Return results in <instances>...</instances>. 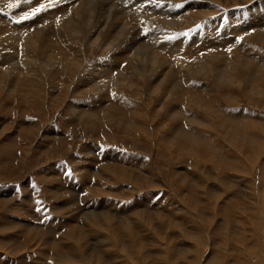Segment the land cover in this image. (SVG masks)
Instances as JSON below:
<instances>
[{
  "label": "rangeland",
  "instance_id": "obj_1",
  "mask_svg": "<svg viewBox=\"0 0 264 264\" xmlns=\"http://www.w3.org/2000/svg\"><path fill=\"white\" fill-rule=\"evenodd\" d=\"M37 1L51 6L49 0H29ZM233 1L158 0V8L167 6L168 16L177 21L151 27L149 17L146 27L161 31L163 53L174 50L178 61L188 59L187 51L197 59H219L211 73H197L195 65L180 61L191 70L187 87L200 91L193 103V93H184L181 73L173 82L154 72L140 87L115 88L112 82L103 87L99 75L115 76L126 64L114 67L120 62L118 49L88 54L74 43L89 57L70 75L61 62L49 66L38 54V61L21 65L34 68L29 80L26 73L5 71L0 82V264H89L96 259L144 264L142 250L153 264H164L163 256L174 264H264V63L255 67L264 61V44L256 37L264 26L244 28L249 26L245 19H252L250 7L262 12L264 0ZM62 8L64 13L57 11L52 20L69 15V6ZM31 9L24 12L31 14ZM211 33L225 47L216 41L204 45L201 39L211 40ZM249 58L250 64L242 66L240 61ZM226 64L229 69L236 65L237 79L216 77L218 66L227 69ZM176 65L170 69L187 71ZM254 68L261 72L252 74ZM90 72L92 87L85 84ZM11 77L20 79L14 90ZM109 98L119 99L122 108L106 107ZM177 105L181 113H171Z\"/></svg>",
  "mask_w": 264,
  "mask_h": 264
},
{
  "label": "bare ground",
  "instance_id": "obj_2",
  "mask_svg": "<svg viewBox=\"0 0 264 264\" xmlns=\"http://www.w3.org/2000/svg\"><path fill=\"white\" fill-rule=\"evenodd\" d=\"M22 1L23 2H29V0L28 1H26V0H0V36H1V34L4 33L5 35H3V38H4V36H5V38L2 39V42L6 41V42H4L5 44L4 43L2 44V47L0 46V49L2 50V57L0 59L3 62L2 65H0V66L1 67L5 66V67H3V70L0 68V82L4 81L3 79L5 77V71L9 72L8 73L9 75L11 74L10 72H13V73L18 72L19 74H20V72L21 73L23 72V74L24 73H26V74L29 73L30 74L31 68H33V67H29V68L25 67L24 70H23V69H21V65L22 66H28V65L33 64V62L38 61L39 57L36 59L37 54L39 56L45 55V60L48 63L52 62V64L56 65L57 63L61 62L62 65L65 66V71L68 72L69 75H70L71 73H75L74 70H72V67H73V69H76V70L84 67L85 56H87V58H88L89 57L88 54H89V52H91V50L97 49V50H99L100 52L103 53L104 51L118 49L121 52H119V55H117L116 58H118V60L120 62H119V64L117 66H114L113 64L112 65L117 68L118 66H120V64H123L122 62H126V64H125V66L123 68L121 67L122 69L119 70L118 73H116L117 75H115V76L112 75L114 77H112L111 75L110 76L99 75V77L104 81L103 87L104 86H106V87L108 86L109 87V82L114 83L115 88H117L120 85L125 86L127 84L129 85V87H133V86L135 88L136 87H140L141 86L140 85L141 84L140 83L141 80L143 82V80L145 78L151 77L154 72H160L159 75L161 77H164L165 75L169 76V78H171L172 82H173L174 81V76H180V73H181L182 78L180 79V82L184 83V84H182V88L184 89L185 92L183 90H181V88H180V90L183 91L184 93H186V92L188 93L189 91L192 92L193 96L191 95V101H189V102H192L193 101L192 99H194V98L196 100L198 99V97H196V95H195L198 92V90H197V92H195L196 90L194 91V89H190L186 85L187 76H188V74L191 73V70L187 66H192L193 67V65H195L193 67V69L197 70V73H198V70H200V69L211 73L212 71L213 72L215 71V67H216L215 66V62L217 60H219L217 57H215L216 55L208 57V58H206V60H205V58L204 59H197V56H195L192 53L189 54V53H187L188 52L187 51V52H184V56L187 57L189 60L191 59V62L192 61L193 62L188 64V59L186 60L185 58H182V59H185L187 61V62L186 61L184 62L187 65L186 66L184 63H180V61L182 59L180 61H178V59L175 57L176 56L175 53L173 52L174 50L169 51V52L167 50L168 53H166V52L163 53L166 50V49L164 50L165 47H162V49H161V50H164V51L160 50L161 46L159 47V42H161V40H162L161 35H160L161 31L159 32L157 30L152 29L151 28L152 27V23H154V22L156 23L157 21H159L160 23H162V26H164V25H172L177 20L175 19V17H169L168 16L169 13H170V9L167 6L164 7V8H158V6H157L159 4L158 0H59V4L56 5V6L52 5L55 0H49L48 2L51 3V6L50 7H45L44 10L40 11V13H37L36 14L37 15L36 19H23V17L27 14V13L24 12V10L29 8V7H32V9H31V12H32L36 8H39L40 5L44 4V3L41 2V1L34 2L33 4H32V2L24 3V4H20L19 7L15 9L14 7L18 3L22 2ZM226 1L228 2V0H226ZM240 1L241 0H234L233 4L237 5V4L240 3ZM242 1H249V0H242ZM63 5H68L69 6V9L71 10L69 15L67 17H64V18L62 17L61 21H59V22L55 21V20H52L53 19V18H51L52 15H55V16L59 15V12H57V11H60V12L64 13V10L62 8ZM169 7H171V6H169ZM193 7H194V5H191L190 9H192ZM250 8H251V11H249V12L252 15V19H249V18L245 19L246 22L249 24V26L246 25V26H248L247 28L244 27L245 30L251 29V28L253 30H257L258 27H259L258 29H262V28H260V26H264V11L262 10L263 13L260 12V8L255 6V5L251 6ZM17 11H19V12L18 13H14V12H17ZM177 12H171V13L174 14V13H177ZM203 13L204 12H202L200 14L204 15ZM152 16H153V20L151 22V27H146L147 25L148 26L150 25L149 17H152ZM43 17H45L46 19H44ZM44 20H48V21L44 22ZM235 23H236V21H235ZM40 24H43V27L39 26ZM244 28H241V31H242V29L244 30ZM151 29H152V31H151ZM223 33H224V36H225V32L224 31L222 32V34ZM257 33H259V32H257ZM6 34H8V35H6ZM144 34H146V36H144ZM211 34H212L211 35V37H212L211 40H207L206 38L205 39H203V38L201 39L200 37H198L199 38L198 40L201 39L203 41L204 45L206 43H209L211 45L213 41H216L218 46L223 44V41H218L217 38L214 37L213 33H211ZM253 35H254V33H253ZM256 35H257L256 37L258 38V40L261 43L264 44V33L256 34ZM8 38H9V40H11L10 42H7ZM222 38H220V39H222ZM74 43H79L81 45V48L83 46L84 49L82 48V50L83 51H87L88 50V54L87 53L84 54L82 52L84 54L83 55L80 51H76V49L73 48V44ZM203 43L201 42V46H203ZM231 45H232V43H231ZM184 46L186 47V46H190V45H188V43L186 42L184 44ZM222 46L225 47V44H223ZM243 47H241V45H240V48L242 49V51H244ZM208 48H210V47H208ZM222 49H224V48L222 47ZM238 49H239V47H238ZM246 51H248V50L246 49ZM121 53H126L127 55L125 54V56H124V54L122 55ZM185 53H187V54H185ZM241 54H242V52H241ZM181 55H183V54H181ZM233 55L236 56L235 54H233ZM166 56L167 57L169 56V57L166 58ZM227 56L228 55L226 54L225 57H227ZM199 57H200V55H199ZM202 57H203V53H202ZM226 60H229V59H226ZM237 60H238V58H237ZM41 61H43V59L40 60V62ZM242 61H243V63H242ZM240 62L242 64V66H243L246 63L250 64L251 59L249 58V59L241 60ZM43 63H45V61ZM110 63H112V62H110ZM261 63H264V61L260 62V63H255V67L259 69L261 67ZM50 64L51 63H49V66H50ZM102 64L106 65V63H102ZM166 64H167V67H168L167 69H166V66H165ZM171 64L181 65L182 68L187 69V71L184 72L183 70H181L179 72L178 70L177 71L173 70L175 67L173 69H170L171 68ZM228 64H229V62H228ZM43 65H41V66H43ZM109 65H111V64H109ZM178 65H176V66H178ZM107 66H108V64H107ZM235 66H236L235 64H234L233 67H231V65H230V67H231L230 69H229V67H227V64H226L227 69H225L224 66H223L222 69H220V66H218L219 70L218 71L216 70L217 76L215 75L216 73L214 75L217 78H219V80H222V81H223V79L226 76H232L231 78L233 80H235V79H237V74H236V72H237L236 70L237 69L235 68ZM55 67H58V66H55ZM108 67H110V66H108ZM47 69H43V70H47ZM164 69H165V71H164ZM241 69H243V67H241ZM33 70H34V68L32 69V72H33ZM252 70H250V72ZM41 71H39V72H41ZM34 72H33V74H34ZM42 72L44 73V71H42ZM256 72H257V69H255L252 74L255 75ZM258 72H261V70L260 71L258 70ZM57 73H59V71L56 72V74ZM92 73L93 72L88 73L90 75L88 76V80L85 83V84H88V86H91V87L94 86V81H95V79L93 80L94 76L92 75ZM100 73L104 74L105 73V69L100 70ZM29 74L24 76L25 79H28ZM54 75H55V73H54ZM14 76H15V74H14ZM251 76L249 77L250 79L254 78L253 76L252 77ZM17 78H18V76H17ZM17 78L16 77H11V80L9 82V83L12 84V86L9 87V88H11V90H14V88H13L14 84L17 82V80H20V79H17ZM30 78H32V76ZM67 78H68V75H67ZM69 78H70V76H69ZM239 79L240 78L238 77V80ZM255 80H256V78H255ZM30 81H31V79H30ZM157 81L160 82L159 80H157ZM250 81H252V80H250ZM257 81H259V80H257ZM153 82H152V84L154 85ZM62 83H63V81H62ZM79 83H76V84L80 85ZM221 84H223V83H221ZM221 84H219V85H221ZM249 85L253 86V84H249ZM98 86H96V87L98 88ZM49 87H51V86H49ZM155 87H156V85H155ZM158 88H159V86L156 87L154 91H156V89H158ZM258 88H260V87H258ZM168 89H169V87H168ZM196 89H198V88H196ZM206 89H207V87H206ZM263 90H264V88H263ZM201 91H202L201 93H203L204 89H201ZM198 93H200V91ZM178 94H181V93H178ZM176 95H177V93H176ZM202 96L203 95H201L200 98H202ZM110 98L106 102V107H109L112 110L122 108V107H120L117 104L119 99H117L118 100L117 101V100H114V99L111 100ZM179 98H181V97H179ZM185 98H187V97H185ZM189 99H190V96H189ZM175 100L178 101L176 97H175ZM179 102H178V104H179ZM189 102L187 101V103H189ZM205 102H206V100H205ZM206 103H208V102H206ZM119 104L121 105V103H119ZM183 104H184V102H183ZM74 105H75V103H74ZM102 105L105 106V104H102ZM196 105H198V104H196ZM199 105H200V103H199ZM163 106H164V104H163ZM201 107H203V105ZM209 107H212V106H209ZM74 108H76V107L74 106ZM193 108H195V107H193ZM178 109H179L178 105L174 106L171 113H173V114L179 113L180 114L181 112ZM208 109H210V108H208ZM103 110H104V108H103ZM201 110H202V108H201ZM130 113H132V112H130ZM184 113H186L185 115L189 114V113H187V111L184 112ZM114 115H116V114H114ZM180 117H182V116H180ZM195 120H197V119H195ZM189 123H190V120H189ZM104 168H105V166H104ZM111 168H113V167H111ZM114 171L112 169V172H114ZM122 172H123V170H122ZM91 216H89V218ZM95 216H96V214H95ZM100 241H98V242H100ZM137 241L133 240L134 243L137 242ZM50 243H52V242H50ZM101 245H103V244H101ZM116 246L117 245H116V242H115L113 244V247L115 248ZM111 247H112V245H110L108 249L111 250ZM55 249L56 248H54V250ZM58 253H59V251H57V254ZM125 254H128V251H125ZM144 254H143V250H142L141 254H140V257L143 259L144 264H153V263H149L148 260L146 261V256ZM159 254L162 255V253H159ZM221 254H223V253H221ZM223 256H224V254H223ZM163 257L164 258L162 260H160L162 263H164V264H174L169 257H167V256H163ZM57 261L60 263V260H57ZM262 263H264V262H262ZM89 264H106V263L103 260L96 259V262L92 260Z\"/></svg>",
  "mask_w": 264,
  "mask_h": 264
},
{
  "label": "snow or ice",
  "instance_id": "obj_3",
  "mask_svg": "<svg viewBox=\"0 0 264 264\" xmlns=\"http://www.w3.org/2000/svg\"><path fill=\"white\" fill-rule=\"evenodd\" d=\"M45 9V5L41 4L39 8H36L31 14H26L23 19H31L32 16H35L37 13Z\"/></svg>",
  "mask_w": 264,
  "mask_h": 264
}]
</instances>
